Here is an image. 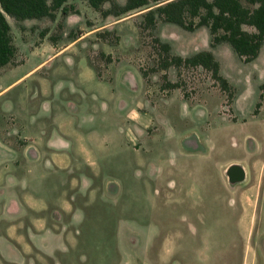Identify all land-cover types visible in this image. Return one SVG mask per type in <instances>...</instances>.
Listing matches in <instances>:
<instances>
[{"label": "rangeland", "instance_id": "obj_1", "mask_svg": "<svg viewBox=\"0 0 264 264\" xmlns=\"http://www.w3.org/2000/svg\"><path fill=\"white\" fill-rule=\"evenodd\" d=\"M113 6L7 17L18 65L2 80L0 68V92L24 76L0 94V264H264V44L245 61L211 48L206 27L145 26L155 5ZM157 39L172 55L211 50L228 88L202 67L164 65ZM49 139L68 167L19 152ZM230 162L250 168L245 181L229 180Z\"/></svg>", "mask_w": 264, "mask_h": 264}, {"label": "trees", "instance_id": "obj_2", "mask_svg": "<svg viewBox=\"0 0 264 264\" xmlns=\"http://www.w3.org/2000/svg\"><path fill=\"white\" fill-rule=\"evenodd\" d=\"M67 1L0 0V68L15 65L13 61L17 54L7 17L18 23L28 19H54L58 11L67 13ZM80 1L103 15L113 13L111 10H104L106 2H111L113 7L120 9L116 11L117 15L155 5L144 15L145 26L155 25L158 17L188 31L206 27L211 48L220 43H227L232 51L245 61L255 59L264 44V0H126L121 7L117 6L115 0ZM244 26L253 30L248 31ZM156 42L160 51L166 55L163 59L164 65L202 67L211 72L212 78L220 83L222 89L228 88L226 78L220 73V64L211 50H201L182 57L170 54L168 43L159 39Z\"/></svg>", "mask_w": 264, "mask_h": 264}, {"label": "crops", "instance_id": "obj_3", "mask_svg": "<svg viewBox=\"0 0 264 264\" xmlns=\"http://www.w3.org/2000/svg\"><path fill=\"white\" fill-rule=\"evenodd\" d=\"M88 33H85L84 35H82V37L85 36V35H87ZM64 49H66V48H63V49H61L59 51L53 52L46 60H44L43 62H41L40 64H38L35 67V69L40 68L41 65L44 64V63L47 64L48 61H51V59L56 54H59V53L63 52ZM17 65L18 64L12 65V66H8L9 68L6 69L3 72V74L1 75V80H2V78L4 76V74L7 71L11 70L12 68H14ZM2 69H4V68H2ZM89 71H91V70L89 69ZM22 77L18 78L17 80H20ZM17 80H15L14 82H16ZM14 82H12L9 85L4 86L3 89H2V91L0 92V94L3 93L4 91H6ZM89 138L92 141L91 143H92L93 149L96 152H99L101 154L100 148H98V145L96 143H94V141H96V142L97 141H100V137H98V135L96 133L91 132L89 134ZM93 139H94V141H93ZM111 146L112 145L108 146V150L107 151H110L111 150ZM44 149L47 150V151H49V154H50V163L53 164L55 167H57V168H66V167H68L70 165L71 159L65 154V152H64V144L61 141L55 142L52 139H49L47 141V146H44L43 147L42 141L40 142V145H39V143L37 144L36 142L28 141L27 140V143L24 146H22V148H21V150L19 152L23 153L24 160L27 161V162H28L27 159L34 158L35 160H30L29 161V163H32L33 164L36 161V159L39 157V154L44 151ZM32 150L34 151V156L27 155V153L28 152H31ZM232 165H238V166H240V168L242 169V172L244 174V177L239 182L245 181L248 178V176L250 175V171H249L250 168L249 167H246V166H243V165L241 166L237 162H230V163H228L226 165L224 171L226 169H228ZM261 174H262V176H264V165L261 168ZM26 203H27V205L25 206L26 209H28V210H30L32 212H35L37 214H41L44 211V209L46 208V204L43 203V205H42L37 198H32L31 197ZM64 205H65V209L70 210V208H71L70 207V203H69V201L67 199L65 200ZM9 245H10V247H12V249L15 248L12 244H9Z\"/></svg>", "mask_w": 264, "mask_h": 264}, {"label": "water", "instance_id": "obj_4", "mask_svg": "<svg viewBox=\"0 0 264 264\" xmlns=\"http://www.w3.org/2000/svg\"><path fill=\"white\" fill-rule=\"evenodd\" d=\"M234 170V171H233ZM227 175L229 180L237 182L243 179L244 174L242 169L238 165H232L227 169Z\"/></svg>", "mask_w": 264, "mask_h": 264}, {"label": "flooded vegetation", "instance_id": "obj_5", "mask_svg": "<svg viewBox=\"0 0 264 264\" xmlns=\"http://www.w3.org/2000/svg\"><path fill=\"white\" fill-rule=\"evenodd\" d=\"M234 171V170H233Z\"/></svg>", "mask_w": 264, "mask_h": 264}]
</instances>
